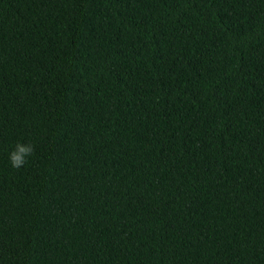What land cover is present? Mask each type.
I'll use <instances>...</instances> for the list:
<instances>
[{
  "label": "trees",
  "instance_id": "obj_1",
  "mask_svg": "<svg viewBox=\"0 0 264 264\" xmlns=\"http://www.w3.org/2000/svg\"><path fill=\"white\" fill-rule=\"evenodd\" d=\"M0 264H264V0H0Z\"/></svg>",
  "mask_w": 264,
  "mask_h": 264
},
{
  "label": "clouds",
  "instance_id": "obj_2",
  "mask_svg": "<svg viewBox=\"0 0 264 264\" xmlns=\"http://www.w3.org/2000/svg\"><path fill=\"white\" fill-rule=\"evenodd\" d=\"M35 145L31 141H17L8 154L9 164L14 169H20L29 162V157L34 155Z\"/></svg>",
  "mask_w": 264,
  "mask_h": 264
}]
</instances>
